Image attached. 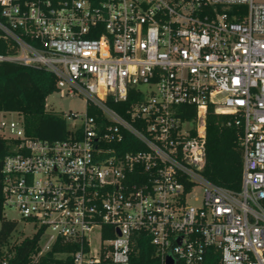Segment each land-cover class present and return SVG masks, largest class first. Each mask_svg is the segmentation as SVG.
Listing matches in <instances>:
<instances>
[{
  "label": "built area",
  "instance_id": "1",
  "mask_svg": "<svg viewBox=\"0 0 264 264\" xmlns=\"http://www.w3.org/2000/svg\"><path fill=\"white\" fill-rule=\"evenodd\" d=\"M0 35V61L86 104L58 114L65 140L0 121L4 207L43 229L40 254L62 239L73 264H132L143 235L158 264H264V0H0ZM211 111L243 128L238 190L205 177Z\"/></svg>",
  "mask_w": 264,
  "mask_h": 264
},
{
  "label": "trees",
  "instance_id": "2",
  "mask_svg": "<svg viewBox=\"0 0 264 264\" xmlns=\"http://www.w3.org/2000/svg\"><path fill=\"white\" fill-rule=\"evenodd\" d=\"M16 49L10 40L0 35V55L14 54ZM57 92L55 76L44 68L24 66L15 62L0 61V115L15 113L22 117L25 134L29 138L44 141L65 140L71 132L68 122L47 109V99ZM134 92L122 104H109L125 114L126 108L136 102ZM187 109L186 118L194 117V107ZM91 114L95 111L91 110ZM242 126L230 115H208L207 167L205 177L212 183L228 189H240L243 172V150L240 146ZM128 138L123 151L135 150ZM14 142L0 137V264H73L72 254L78 249L76 243L58 239L52 248L41 253L40 240L43 229L32 237L11 243L18 223L5 216L3 195V164L13 153ZM140 147L137 146L136 149ZM132 264H158V258L150 239L141 236L132 257ZM202 264H221L217 256L208 255Z\"/></svg>",
  "mask_w": 264,
  "mask_h": 264
},
{
  "label": "rangeland",
  "instance_id": "3",
  "mask_svg": "<svg viewBox=\"0 0 264 264\" xmlns=\"http://www.w3.org/2000/svg\"><path fill=\"white\" fill-rule=\"evenodd\" d=\"M48 110L53 111L57 114H65L69 112L84 114L86 110L85 101L78 97H62L60 93L55 92L54 94L50 95L47 99ZM19 121L22 120V117L15 113H10L5 116H0V121ZM1 135V133H0ZM197 194H201V190H197ZM5 216L8 220L16 221L18 223L17 229L13 234L11 243L21 241L26 237H32L35 234V228L33 224L24 222L18 212L6 209ZM50 235V232L47 233V236Z\"/></svg>",
  "mask_w": 264,
  "mask_h": 264
}]
</instances>
